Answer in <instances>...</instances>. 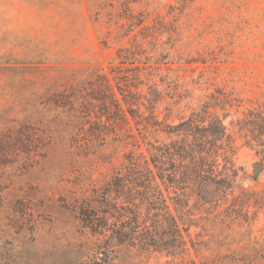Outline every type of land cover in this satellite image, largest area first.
<instances>
[{
    "label": "rangeland",
    "instance_id": "rangeland-1",
    "mask_svg": "<svg viewBox=\"0 0 264 264\" xmlns=\"http://www.w3.org/2000/svg\"><path fill=\"white\" fill-rule=\"evenodd\" d=\"M216 91L230 131L264 108V0H0V264H264V207L254 245L176 257L106 256L79 223L125 156L164 138L141 116L175 124ZM234 138L240 186L264 193Z\"/></svg>",
    "mask_w": 264,
    "mask_h": 264
},
{
    "label": "trees",
    "instance_id": "trees-1",
    "mask_svg": "<svg viewBox=\"0 0 264 264\" xmlns=\"http://www.w3.org/2000/svg\"><path fill=\"white\" fill-rule=\"evenodd\" d=\"M234 106L216 91L175 124L140 117L144 130L164 138L147 142L144 153H128L105 185L80 202L79 223L95 239L94 251L176 257L188 251V241L196 252L256 243L248 233L264 207V193L240 186L234 136L255 152L258 175L264 170V108L247 109L230 131L224 121ZM193 226L201 230L195 241Z\"/></svg>",
    "mask_w": 264,
    "mask_h": 264
}]
</instances>
